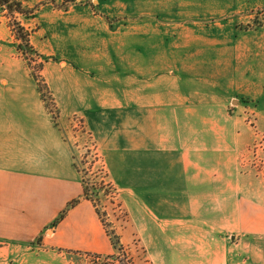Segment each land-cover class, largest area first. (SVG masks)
Instances as JSON below:
<instances>
[{
	"label": "crops",
	"instance_id": "crops-1",
	"mask_svg": "<svg viewBox=\"0 0 264 264\" xmlns=\"http://www.w3.org/2000/svg\"><path fill=\"white\" fill-rule=\"evenodd\" d=\"M20 1L31 7L40 0ZM7 22L3 10L0 264H71V252L115 250L83 196L67 132L72 116L104 162L126 213V240L142 249L140 264H264V182L247 169L244 117L229 107L246 77L229 48H184L187 65L175 59L167 70L150 66L151 54L158 62L165 55L150 48L155 35L83 26V46L57 61L45 50V30L21 20L41 58L35 71Z\"/></svg>",
	"mask_w": 264,
	"mask_h": 264
},
{
	"label": "rangeland",
	"instance_id": "rangeland-1",
	"mask_svg": "<svg viewBox=\"0 0 264 264\" xmlns=\"http://www.w3.org/2000/svg\"><path fill=\"white\" fill-rule=\"evenodd\" d=\"M52 1L35 2L31 7L39 6L29 15L0 9V15L5 11L14 37L17 26L23 27L30 36L31 29L25 27L21 20L24 23L32 22L33 27L37 24L39 29L45 30L48 35L45 50L53 53L52 60H62L63 52L71 58V53L83 46V26H86V32L88 28H101L105 33L116 26L119 31L128 28L149 32L150 37L155 35L148 44L150 48H164L165 55L160 56L161 62H158L157 56L151 54L150 66L158 63L167 70L175 59L183 60V65H187L185 59L188 56L183 54L184 48H229L236 58L231 63L244 64L246 71L243 94L235 95L229 107L230 110L239 109L244 117L247 128L244 161L247 169L264 182V0ZM78 19H87L88 22L77 24ZM248 23L250 26H247ZM18 41L15 39V43ZM112 42L119 44L120 40L112 39ZM104 44L106 41H102L103 49ZM178 47L180 51L175 52ZM31 48L32 52L21 53L36 71L41 58ZM137 62L139 64V59ZM195 68L200 69L198 65ZM37 78L45 106L55 117L56 106L51 102L41 79ZM259 92L263 94L257 95ZM68 122L67 132L73 143L75 164L83 185L98 210L111 242L115 243V250L109 255L71 252L67 254L71 264L142 263V249L137 246L136 239H130V243L126 240V213L108 181L104 162L94 142L79 117L72 116Z\"/></svg>",
	"mask_w": 264,
	"mask_h": 264
},
{
	"label": "trees",
	"instance_id": "trees-1",
	"mask_svg": "<svg viewBox=\"0 0 264 264\" xmlns=\"http://www.w3.org/2000/svg\"><path fill=\"white\" fill-rule=\"evenodd\" d=\"M52 1V0H51ZM54 2V1H52ZM39 5H35L33 7H26L25 5L22 4V2L20 0H0V9H6L7 11L11 12V11H16L19 12L20 14L23 15H29L31 14ZM250 23L247 24V26ZM15 30V39L19 40L18 43H15L16 48L22 52V53H26V52H32V48L28 43V36L29 33L24 30L23 27H18ZM83 196L92 200L90 198V196L88 195L86 188H83ZM78 202V199H74L72 200L67 207L61 212L59 213V215L54 219L53 224H56L60 219L63 218L66 210L68 208H70L71 206H74L76 203ZM98 213V210H97ZM99 214V213H98ZM39 241V239H37ZM113 247H115V243H112Z\"/></svg>",
	"mask_w": 264,
	"mask_h": 264
},
{
	"label": "built area",
	"instance_id": "built-area-1",
	"mask_svg": "<svg viewBox=\"0 0 264 264\" xmlns=\"http://www.w3.org/2000/svg\"><path fill=\"white\" fill-rule=\"evenodd\" d=\"M91 2H95V1H105V0H90ZM121 254V253H119ZM122 256V255H121Z\"/></svg>",
	"mask_w": 264,
	"mask_h": 264
}]
</instances>
